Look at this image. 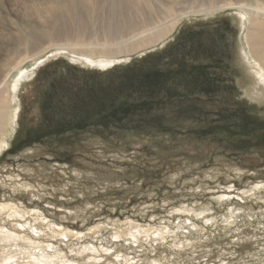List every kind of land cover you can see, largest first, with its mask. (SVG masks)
Here are the masks:
<instances>
[{
  "label": "rangeland",
  "instance_id": "374dc122",
  "mask_svg": "<svg viewBox=\"0 0 264 264\" xmlns=\"http://www.w3.org/2000/svg\"><path fill=\"white\" fill-rule=\"evenodd\" d=\"M53 2L0 0V74L23 55L8 53L10 38ZM110 3L78 5L94 33L82 43L110 21ZM197 3L149 0L147 26ZM246 26L236 8L188 14L144 47L93 57L79 36L48 33L7 79L23 75L0 150V230L18 241H0V261L264 264V81Z\"/></svg>",
  "mask_w": 264,
  "mask_h": 264
},
{
  "label": "bare ground",
  "instance_id": "6f19581e",
  "mask_svg": "<svg viewBox=\"0 0 264 264\" xmlns=\"http://www.w3.org/2000/svg\"><path fill=\"white\" fill-rule=\"evenodd\" d=\"M79 4L88 7V0H54L53 6L47 10L48 17L40 21V24L36 28H30L26 34L19 33L10 38V44L7 46L8 53L12 52L15 54L18 52V54L23 55L19 56V59L6 72L0 74V150L6 145L9 126L16 116V110L9 109L10 100H12L11 94L17 89L23 77L21 73L9 84L7 81L9 74L12 70L21 67L24 60L35 58L41 52L40 46H42L46 39L45 37H48L50 34L54 35L50 37L56 40L67 39L70 36H79L80 40H76L73 45H80V51L83 54L90 57L96 55L110 56L123 52H131L159 40L188 14H210L227 7L236 8L240 11L242 18L247 21L244 35V41L247 46L246 54L257 68L259 79L264 81V0H199V4H194L190 10H186V6L182 5V9L173 15L172 20L165 27L157 28L156 30L147 26V20L151 14L149 0H111V9L108 15L110 21H106L98 28L100 30V34L97 31L98 37L94 36V40L87 43L81 42L80 35L88 34V37L91 38L94 33L92 32V28L85 23V15L77 9ZM38 10L36 7L32 8L33 14L37 18H41ZM143 10H146L143 13L144 19L139 16V13L143 12ZM125 12L130 13V16L126 21H123L121 16ZM44 26L47 28L46 30H44ZM67 45V43H58L54 46L66 48ZM4 61H1L0 65L5 66L6 63L4 64ZM108 62L109 60H105V64ZM8 97H11V99L8 100ZM10 207L6 204L2 205L1 208L4 210L6 208L10 209ZM12 210L16 211L15 209ZM11 215L10 213L9 216ZM12 240L18 241V237L9 234L8 231L0 230L1 242ZM84 251L96 253L98 250L96 247L88 246L84 248ZM54 253V257H47L46 254L39 252L38 255H32L29 261L34 264H72L73 261L65 259L64 254ZM12 259V256H8L2 259L0 264H13ZM90 259L92 262H95V256Z\"/></svg>",
  "mask_w": 264,
  "mask_h": 264
}]
</instances>
